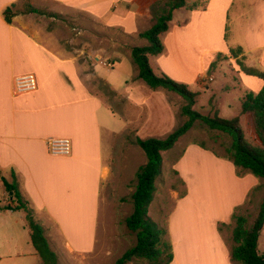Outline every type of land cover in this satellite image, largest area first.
Instances as JSON below:
<instances>
[{"label":"crops","instance_id":"1","mask_svg":"<svg viewBox=\"0 0 264 264\" xmlns=\"http://www.w3.org/2000/svg\"><path fill=\"white\" fill-rule=\"evenodd\" d=\"M20 1L0 0V169L9 181H12V172L16 174L23 196L45 227L46 236L58 257L64 254L71 259L81 260L97 249L100 225L105 226L109 216L111 204L103 186L111 183L114 175L105 161V153L108 152L105 146L106 133L109 137L123 134L133 123L132 115L114 111L103 99L89 92L81 75V65L74 56L62 50L54 33H31L26 28L31 21L27 15L14 13L13 23L6 21L4 11ZM35 1L58 6L54 12L57 15H64L66 8L82 10L101 27L119 31L121 40L113 43V47L121 49L109 51L106 45L91 49L93 53L89 54V59L92 60L93 74L103 81L104 87L113 89L97 71L98 65L107 66L109 63L111 70H119L129 76L128 81L127 77L123 79L126 83L120 89L122 93L113 89L117 94L126 97L137 109H144L155 102L150 90L138 79L139 72L132 64L130 49L139 47L134 40H139L140 34L152 27L151 8L159 0ZM231 2L210 0L204 13L209 14L211 9L214 10L213 14L217 11L223 13V9L227 13ZM256 5L263 7L262 14L254 13V18L260 19L264 16V1ZM240 9V17L248 15L244 12L243 4ZM261 34V31L252 33V40L256 44L249 49L239 46L244 49L245 65L258 70L264 66V52L258 53L264 51ZM167 35L166 43L171 36L174 40L172 45L167 43L170 50L172 48L176 57L180 56V66L189 71L187 58L181 57L184 51L189 52L188 36L191 33L187 31L179 37L174 32ZM43 39L49 43L45 44ZM125 39L131 40V44L124 46ZM223 51L224 55L229 56V49ZM255 52L259 59H255ZM231 61L237 65L236 59L232 58ZM209 66L199 67L192 80L201 86V81L206 78L204 70ZM24 75L35 76L36 91L17 92L16 80ZM242 75L251 91L259 93L264 87L263 80L245 73ZM211 78L215 79L213 75ZM157 105L158 102H155ZM241 116L242 122L246 120V115ZM51 139H68L71 143L70 155H52L48 148ZM191 146L185 147H190L186 149L187 152L194 147ZM198 149L200 153L215 159L213 153L201 147ZM181 160L175 166L177 173V169L181 170ZM248 180L251 181L247 184ZM256 181L247 176L238 182L230 194L234 204L231 207L243 203ZM9 197L10 194L0 181V201L6 202ZM187 198L182 199L178 193L171 196L173 205L168 212H171L168 224L174 258L170 264H236L231 260V250L218 228L225 217L220 207H217L220 217L217 216L211 226L183 225L178 229V223L174 224L178 205ZM155 201L156 195L149 207V217L154 222L152 208ZM25 218L24 212L0 211V264L40 263L31 244ZM54 246L57 248L54 249ZM59 261L62 264L60 257Z\"/></svg>","mask_w":264,"mask_h":264},{"label":"rangeland","instance_id":"2","mask_svg":"<svg viewBox=\"0 0 264 264\" xmlns=\"http://www.w3.org/2000/svg\"><path fill=\"white\" fill-rule=\"evenodd\" d=\"M201 1L207 2V6L210 3V0ZM231 1L228 12L225 13L226 10L223 9L224 14L219 11L213 14L214 10L212 9L209 14H205L204 10H200L199 13L190 12L186 9L175 11L169 31L161 37L164 52L156 57L149 56L150 66L156 75L165 74L177 83L188 85L193 93L198 94L197 104L194 107L197 112L205 116L218 115L227 120L242 117L244 97L249 93L256 94V92L249 89L240 66L237 63V65L232 63V58L221 59L222 56L226 57L223 49L231 50L239 46L249 49L250 46L256 44L252 37L254 31H261L262 38H264V16L259 17L260 19L254 18V13L262 14L263 7L260 8L256 5L262 0ZM164 2L160 6L161 8L165 7ZM31 4L40 11L39 14L30 13L29 6ZM242 4L244 5V12L248 14L244 17H240ZM57 8L58 6L50 3L41 4L35 0H22L15 4L13 12L18 15H27L30 18L31 21L26 28L31 33L35 35L39 32L46 35L54 33L58 45L62 46V50L70 56H74L81 65V75L85 79L89 92L103 99L114 111L132 115L133 120L131 127L123 134L109 137L106 133L105 136L107 139L105 146L108 151L105 153V161L112 168L114 178L107 186H103L104 192L107 191L106 198L109 199L111 205L109 216L105 221L106 225H102V227L100 225L99 228L97 249L92 255L80 258L81 260L71 259L61 252L59 257L62 264H116L117 260L134 247L137 242L136 235L128 231L125 224L126 218L133 211L130 199L136 189V172L147 162L146 154L137 144V139H166L187 120L181 114L182 107L186 102L177 93L166 89L154 90L143 82L158 105L155 106L154 102L144 109H137L127 101L126 97L114 91L122 93L120 89L126 83L123 79L127 77L128 81L129 76L127 73L119 72V70H111L108 66L109 63L107 64L108 67L102 64L97 67L99 76L111 84L114 90L110 87H104L103 81L93 74L92 60L89 59V54L92 52V48L102 45H106L109 51L121 49L120 47H113V43L121 40L119 31L101 27L82 10L66 8L64 15H57L54 13ZM151 14L153 19V11ZM227 26L229 28L228 41L225 39ZM184 29L191 35L188 36L189 52L184 51L181 59L187 58L190 64L189 71L180 66L181 61L178 58L180 56L176 57L172 48L170 50L167 44H174L173 36L166 43L168 33H177L179 37L187 32ZM50 38H53L52 35ZM134 41L139 47L148 45V42L141 39L140 36L139 40ZM43 42L49 43L47 39H43ZM123 44L128 46L127 44H131V40L125 39ZM262 52L264 51L261 50L258 53L261 54ZM256 54V52L253 53L255 59H259ZM131 60L137 69L132 54ZM206 65L210 66L204 70L206 78L201 81L200 86L192 79L197 73L196 70L199 67L202 69ZM262 67L261 70L264 71V66ZM137 71L135 70V72ZM125 74L126 76H124ZM212 75L215 79L210 81L209 78ZM243 125L249 140L254 141L256 136L251 127L250 119L246 118ZM179 142L174 149L163 153L162 174L156 181L157 193L152 215L155 223L162 231V238L171 243L172 235L169 232L168 224L171 212L169 214L168 212L173 205L172 194L178 193L182 199L188 197L177 208L174 224L178 223V229L183 225L188 227L211 226L216 221L217 216L220 217V214L217 213V207H220V211L225 217L224 220L220 221L219 226L223 225L221 231L224 240L229 249L232 250L234 245L232 232L235 227L233 216L237 212V214L247 217L249 223H253L264 203V179H258L252 174L237 169L230 160L225 158L228 156L227 149L232 144L231 138L218 131L210 130L201 122H196L194 127ZM195 143L204 144L208 149L215 150L220 156L209 151L215 160L200 153L198 149L200 146ZM191 145L194 147L187 152L190 147H185ZM184 152L187 154L185 155ZM180 160L183 162L181 163V170L177 169V173L175 166ZM247 176L257 180V183L250 189L243 203L231 207L233 204V201L230 200L231 192L234 191L238 182ZM250 181L248 180L246 183L248 184ZM230 214L231 217L228 219L227 216ZM103 227L105 231H103ZM56 248L57 246H54V249ZM258 252L264 253V228L259 237ZM66 258L68 262H66ZM129 264L149 263L146 260L134 259Z\"/></svg>","mask_w":264,"mask_h":264},{"label":"trees","instance_id":"3","mask_svg":"<svg viewBox=\"0 0 264 264\" xmlns=\"http://www.w3.org/2000/svg\"><path fill=\"white\" fill-rule=\"evenodd\" d=\"M163 1H165V7L161 8ZM14 6L15 4L4 11L5 19L9 24L13 23L12 19L15 16L12 10ZM29 8L30 12L40 13L32 6ZM206 8L207 2L201 0H159L151 8L153 11L152 27L140 34V38L145 39L148 45L132 49L133 62L139 72L138 79L154 90L166 89L180 95L186 102L182 107L181 114L187 120L166 139H137V144L146 154L147 162L136 173V189L130 199L133 212L125 220L128 231L136 235L137 242L117 260L116 264H129L134 259L146 260L149 264H170L173 261L172 244L162 238V231L149 217V207L157 192L156 181L162 174L163 153L174 149L177 142L194 127L196 122H201L212 131L229 136L232 144L227 149L228 156L225 158L230 160L241 172L252 174L261 180L264 179V87L259 93L247 94L242 101L241 114L250 119L256 136V139L251 141L246 135L240 117L227 120L218 115L212 117L200 114L194 109L198 94L193 93L188 85L177 83L165 74L156 75L150 66L149 56H158L164 52L161 37L169 31L175 11L181 9L197 11ZM225 39L227 41L229 39L228 26ZM243 54L244 49L237 47L230 50V57L222 56L221 59H236V63L243 73L264 81V71L246 66L244 63L246 58ZM198 144L202 149L220 156L215 150L208 149L204 144ZM11 177L12 181H9L0 169V181L7 193L10 194L6 202L0 201V211L24 212L31 244L40 258L39 264H61L46 236L45 227L36 217L34 209L21 192L16 174L12 172ZM233 220L235 227L232 232L234 245L231 250V260L240 264H264V253L258 252L259 237L264 228V203L253 223H249L247 217L239 215L237 212L234 214ZM222 227L223 225L219 226V230H222Z\"/></svg>","mask_w":264,"mask_h":264},{"label":"built area","instance_id":"4","mask_svg":"<svg viewBox=\"0 0 264 264\" xmlns=\"http://www.w3.org/2000/svg\"><path fill=\"white\" fill-rule=\"evenodd\" d=\"M212 81V78H209ZM18 93H29L37 90V80L34 75L20 76L16 80ZM49 152L54 156H67L71 153V143L68 139H51L48 141Z\"/></svg>","mask_w":264,"mask_h":264}]
</instances>
